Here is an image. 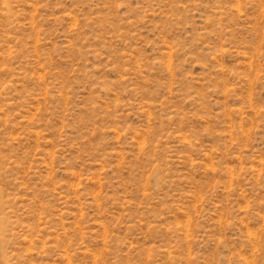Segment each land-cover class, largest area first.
<instances>
[{
    "label": "rangeland",
    "instance_id": "obj_1",
    "mask_svg": "<svg viewBox=\"0 0 264 264\" xmlns=\"http://www.w3.org/2000/svg\"><path fill=\"white\" fill-rule=\"evenodd\" d=\"M0 264H264V0H0Z\"/></svg>",
    "mask_w": 264,
    "mask_h": 264
}]
</instances>
